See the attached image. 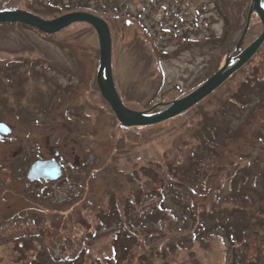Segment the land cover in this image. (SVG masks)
I'll return each instance as SVG.
<instances>
[{"label": "rangeland", "instance_id": "obj_1", "mask_svg": "<svg viewBox=\"0 0 264 264\" xmlns=\"http://www.w3.org/2000/svg\"><path fill=\"white\" fill-rule=\"evenodd\" d=\"M27 1L33 7L25 9L44 19L70 12ZM46 1L64 8L83 2L98 9L76 11L90 12L108 23L119 96L128 108H155L153 113L192 92L224 65L241 37L252 3ZM261 31L254 13L235 55ZM1 58L0 117L12 116L29 125L28 137H33L35 124L55 120L57 109L61 110L57 117L66 121L49 125L34 140L22 143L29 148L27 154L34 158L45 145V134L61 126L60 131H69L77 139L72 145L83 164L67 167L65 178L49 187L45 200L38 199L36 205L25 200L22 206L58 219L48 224L0 220V264H264V219L257 214L264 197V139L263 146L249 154L258 155L234 170L224 168L208 175L199 192L197 187L191 192L180 187L183 184L170 188V182L186 179L173 180L174 176L193 173L187 171L193 157L209 153L208 141L215 138L210 135L212 128L221 141L230 117L240 107L249 104L246 112L251 107L256 110L264 100L261 80L243 86L242 94L234 92L251 68L254 71L264 63V43L251 61L188 111L155 125L132 128L119 124L97 86L100 46L89 24L75 23L52 35L22 23L1 24ZM17 59L31 61L29 78L18 74ZM246 112L233 118L231 126L239 128ZM181 162L184 165H178ZM13 165L3 181H21L16 188L20 191L25 187L24 173ZM6 184L10 189L11 182ZM246 204L255 208L256 215H247ZM38 229L40 235L34 236Z\"/></svg>", "mask_w": 264, "mask_h": 264}, {"label": "water", "instance_id": "obj_2", "mask_svg": "<svg viewBox=\"0 0 264 264\" xmlns=\"http://www.w3.org/2000/svg\"><path fill=\"white\" fill-rule=\"evenodd\" d=\"M263 1L252 0L241 37L232 53L227 57L224 65L199 87L180 99L164 104L162 110L157 113H152L155 108L145 111L132 110L124 104L119 96L112 74L111 32L108 23L103 18L90 12L73 11L54 19H44L27 10L15 9L0 11V25L22 23L36 28L47 35L58 33L75 23H86L92 26L97 33L100 46L96 82L101 95L110 105L122 127H145L170 120L188 111L219 89L236 71L251 60L264 43ZM254 13L258 15L261 21L262 31L248 47L238 55H235L245 39ZM3 126L5 125H0V130ZM59 175V165L55 161H49L34 163L28 177L30 180L38 178L56 179Z\"/></svg>", "mask_w": 264, "mask_h": 264}, {"label": "flooded vegetation", "instance_id": "obj_3", "mask_svg": "<svg viewBox=\"0 0 264 264\" xmlns=\"http://www.w3.org/2000/svg\"><path fill=\"white\" fill-rule=\"evenodd\" d=\"M2 59L3 58H1L0 60ZM25 59H17L19 61L18 74L24 75L25 77L28 76L29 78L30 75L28 67L31 65V61L28 62ZM5 63L13 64L14 62L8 61ZM23 67H25V69H23ZM6 85L7 87H15V84L13 83H7ZM19 86L23 87V83ZM3 107L6 110L5 106ZM59 110L60 109L56 110L55 120L43 121L41 124H35L36 131L38 129L40 131L36 132L34 130L33 137L27 136L26 127H28L29 125L21 124V122L14 120L12 116L3 115V117H0V125H5L0 130V170L3 171V174H0V220L4 223L13 224V222L15 221L23 220L37 222V224H48L51 223V221L58 219L56 216H45L41 213L42 210H39L38 208H34L35 210H30V208L22 206H24V204L28 200L31 201L33 205H36L35 203H37L38 199L40 201H42L43 199L45 200L48 195L47 192L49 191V187H55V185L61 183V181L65 178L67 167L70 166L72 168H75V166H78L79 168L83 164L82 158H80L79 154L76 153L75 147L72 145L77 143V139L72 138L69 131H67L66 134L60 131L59 128H61V126L50 129L51 131L47 132L44 136L45 145L41 147V152L36 154L34 158L31 157V155L27 154L29 152L27 151L29 150V148L27 145H22V143L28 144V140H34L35 138H37V136L41 134V131L43 129L50 127L49 125L65 123L66 121H63L64 119L60 120L58 118L59 114L57 113L61 112V110ZM16 141H21L19 144H17V147L15 146ZM49 161H55L59 165V177H57L56 179H29L28 174L34 163ZM15 163L18 164L17 166H19L24 173V178H22L21 180H24L25 187L20 191H17L16 188L21 181L13 184L12 180L10 179L3 181L5 171L7 169H10V166ZM6 181L11 182L10 189L7 184L3 186V183ZM51 191L50 194L54 192V190ZM16 199H19L20 202L15 203ZM14 207H16V209ZM23 212L26 214L24 215Z\"/></svg>", "mask_w": 264, "mask_h": 264}, {"label": "trees", "instance_id": "obj_4", "mask_svg": "<svg viewBox=\"0 0 264 264\" xmlns=\"http://www.w3.org/2000/svg\"><path fill=\"white\" fill-rule=\"evenodd\" d=\"M38 1H41L45 4L48 3L49 5H54L58 7L59 11H63V12H68V11L71 12V11L82 10V9L91 10V11H93L92 9L98 10L96 8H92L90 5H88V3L86 4L83 2H80L76 5L65 6L64 8L63 6H61V4H58L57 2L49 3L48 1L44 2L45 0H38ZM26 7H33V6L29 5L27 0H0V11L15 10V9L26 10L25 9ZM41 10L44 11L43 9ZM93 12H96V11H93ZM98 13L107 14V12H98ZM142 30L146 32L145 33L146 35H150V33L146 31V29H144L143 27H142ZM148 39L151 40V38H148ZM151 43H152V46H151L152 50L153 51L157 50L155 48L156 46L153 43V41ZM263 65L264 63H262L261 66H256L255 67L256 69L254 71H253L254 68H251L250 74L241 81L242 83L237 86V89H236L237 91H234V92L237 93L245 85L253 84L255 80H261V82H263L264 81V70H263L264 67L261 68ZM235 93L232 95H235ZM240 93L242 94V91H240ZM252 101L253 100H251L250 102ZM247 106L249 107V104L244 105L243 107H240L234 113V115L230 117V120L227 125V132L225 134L224 139L221 140L220 138L221 141H218L216 138V133H218V130L216 128L211 129L210 135L211 137L215 136V138H212L208 141V152L209 153L206 154L207 152L206 153L203 152L204 156L200 155V156L193 157L194 159H192V162H188V166L190 167L187 166L188 168H190L187 171H191L193 173L189 172V174L187 173V175L185 176L181 174L179 175L180 177L174 176L173 180H175V178H177L178 180L179 179L183 180L185 178L186 179L183 182H177V183L175 181H174L175 183L170 182L172 183L170 184L171 185L170 188L174 187L175 189L176 186L183 184L180 187H187L190 192H191V188L197 187L195 191L199 192L201 188V182L203 181V179H206L208 175L215 174L224 168L225 170H228V171L231 169L234 170L238 166L243 165L246 159L251 160L253 159L254 155H258L256 153H253L252 156H249V154H251L252 151H256L259 147L263 146L262 143L264 139V100L257 105L258 108L256 110L253 109L254 107H251L252 109L250 110L248 109L246 112ZM243 111L244 113L246 112L247 116L243 120L242 125H240L239 128L232 127L231 124H232L233 118L239 117L238 115L242 113ZM243 116L244 115H242V117ZM182 163L183 162L178 163V165H184ZM203 185L204 184L202 182V186ZM246 205H247V208L245 210L248 212V213L246 212L247 215L249 216V213L251 215H254L255 208L251 206V204H246ZM263 205H264V197L262 198L261 204L259 207V210H261V212L259 213L256 211L257 214H259L260 220L264 219L262 218L264 216V206ZM251 212H253L254 214ZM261 214L262 216H260ZM39 230L41 231V229H38L35 231L34 236L40 235ZM27 235L28 234H25L24 236L26 237ZM5 241H8V240H5ZM71 256L73 258V255Z\"/></svg>", "mask_w": 264, "mask_h": 264}, {"label": "bare ground", "instance_id": "obj_5", "mask_svg": "<svg viewBox=\"0 0 264 264\" xmlns=\"http://www.w3.org/2000/svg\"><path fill=\"white\" fill-rule=\"evenodd\" d=\"M262 4H263V6H264V1H263V3H262ZM26 228H27V227H26ZM57 259H60V257H58Z\"/></svg>", "mask_w": 264, "mask_h": 264}]
</instances>
